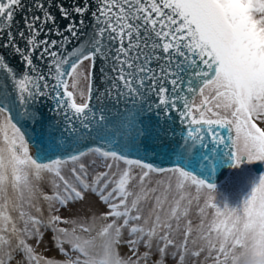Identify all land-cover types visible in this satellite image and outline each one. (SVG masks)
Segmentation results:
<instances>
[{"label": "snow or ice", "instance_id": "snow-or-ice-1", "mask_svg": "<svg viewBox=\"0 0 264 264\" xmlns=\"http://www.w3.org/2000/svg\"><path fill=\"white\" fill-rule=\"evenodd\" d=\"M46 100L82 125L67 155L44 148ZM254 164L264 0H0V264H264V174L217 182Z\"/></svg>", "mask_w": 264, "mask_h": 264}, {"label": "water", "instance_id": "water-1", "mask_svg": "<svg viewBox=\"0 0 264 264\" xmlns=\"http://www.w3.org/2000/svg\"><path fill=\"white\" fill-rule=\"evenodd\" d=\"M95 79L93 80V100H92V105L95 106L96 101H95V89L96 88H101L102 90V85H101V81L99 79V73L97 72L95 74ZM51 101H44V108H43V112H44V116H45V125H51V128H45V137L43 140L44 143V148L45 150L48 152L49 155H54V156H59V155H67L68 154V150H72L75 149L77 147V143L74 140V137H76L79 134V131L82 130V125L80 124L79 120H75V118H73V123H74V127L70 126L68 124V121H66L63 117V115H57L54 111L51 110L50 105H51ZM121 110H124L123 105L120 106ZM129 107H131V105H129ZM69 115H71V113H69ZM99 115V113H97V116ZM173 115H175V113H173ZM145 119H147V117H144ZM153 122H155L156 117L153 116L152 117ZM177 127V135H179V125H176ZM31 126L29 125V135L30 137H34L35 140H39L41 139L40 136V128L38 127L36 129L35 133H32L30 131ZM48 131H52L56 133V144L59 145V148L54 147L53 145L49 144V141L47 139V132ZM61 134L62 137L61 138ZM78 145L80 148H84L86 145L87 146H95L90 144L89 140L85 139V140H80L78 142ZM135 147L134 145H132L131 143L128 144V148L125 150L126 154L130 156V158H142L144 159L146 162H151L153 164H155L156 166H164V167H169L172 166V161H170L167 157L162 156V155H154L153 153L149 152L147 154V156H145V152L143 150V147L141 146V151L139 153H137L135 151ZM30 151L35 152V149L32 148L30 146ZM44 162H48L47 159L44 160ZM253 172L256 175L261 174L262 172L264 173V165H260V164H254L252 166ZM233 169H229L227 167H224L222 169H220L218 171L217 174V182L218 185L222 186L224 185L227 180L229 179L231 173H232Z\"/></svg>", "mask_w": 264, "mask_h": 264}, {"label": "rangeland", "instance_id": "rangeland-1", "mask_svg": "<svg viewBox=\"0 0 264 264\" xmlns=\"http://www.w3.org/2000/svg\"><path fill=\"white\" fill-rule=\"evenodd\" d=\"M69 83H71V81H69ZM87 88H88V81L84 80L83 77H81L79 88H78V91L76 93L78 103L83 102L80 99L79 92L83 91L85 98H86L87 97ZM93 158L94 157H92V156L88 157V159H93ZM70 167H71V164L69 163V165H67L66 168H70ZM245 167L250 169V165H246ZM237 173H239V174H237ZM261 174H264V173L262 172ZM249 175L256 176V174L252 170L250 172H239V170H233L228 181L221 187L224 194L228 195L230 197L236 196L238 194V192L240 191V189L243 187V185L246 182ZM44 191L47 192L48 194H51L52 190L50 187L46 186L44 188ZM97 207L100 208L101 211L103 210L102 205L97 204ZM45 208H46V205H45ZM74 213H75V209L73 210L72 213L64 212L63 215L65 217H71L72 215H74ZM50 238H51V233L49 232L45 236V241L41 247V251H43L44 254L48 257H53L57 260H62L63 256L59 255V253L54 248L52 251H46L47 248L52 247V245L50 244Z\"/></svg>", "mask_w": 264, "mask_h": 264}, {"label": "flooded vegetation", "instance_id": "flooded-vegetation-1", "mask_svg": "<svg viewBox=\"0 0 264 264\" xmlns=\"http://www.w3.org/2000/svg\"><path fill=\"white\" fill-rule=\"evenodd\" d=\"M252 166H253V165H250V169L253 171Z\"/></svg>", "mask_w": 264, "mask_h": 264}]
</instances>
